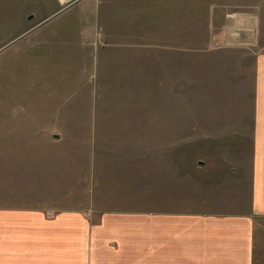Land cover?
Here are the masks:
<instances>
[{"label": "rangeland", "instance_id": "obj_1", "mask_svg": "<svg viewBox=\"0 0 264 264\" xmlns=\"http://www.w3.org/2000/svg\"><path fill=\"white\" fill-rule=\"evenodd\" d=\"M263 44L264 0H0V264H90L13 240V211L217 204L249 156Z\"/></svg>", "mask_w": 264, "mask_h": 264}, {"label": "crops", "instance_id": "obj_2", "mask_svg": "<svg viewBox=\"0 0 264 264\" xmlns=\"http://www.w3.org/2000/svg\"><path fill=\"white\" fill-rule=\"evenodd\" d=\"M259 48L249 133L244 132L249 156H233L234 170L217 188V204L195 192L186 211L173 209L171 200V208L164 203L151 216L117 206L96 209L90 221L77 211L50 220L34 211H13V240L27 239L32 250L61 249L65 257L84 251L90 264H123L134 250L151 255L153 264H253L257 221L264 219V44Z\"/></svg>", "mask_w": 264, "mask_h": 264}, {"label": "water", "instance_id": "obj_3", "mask_svg": "<svg viewBox=\"0 0 264 264\" xmlns=\"http://www.w3.org/2000/svg\"><path fill=\"white\" fill-rule=\"evenodd\" d=\"M29 17H31V16H29Z\"/></svg>", "mask_w": 264, "mask_h": 264}]
</instances>
